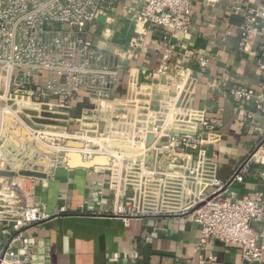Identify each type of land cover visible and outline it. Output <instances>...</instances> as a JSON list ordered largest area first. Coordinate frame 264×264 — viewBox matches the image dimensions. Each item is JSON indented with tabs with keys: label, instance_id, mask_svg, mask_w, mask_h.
<instances>
[{
	"label": "built area",
	"instance_id": "1",
	"mask_svg": "<svg viewBox=\"0 0 264 264\" xmlns=\"http://www.w3.org/2000/svg\"><path fill=\"white\" fill-rule=\"evenodd\" d=\"M256 1H234L235 21L227 22L223 33L225 38L239 35L237 51H250L260 74L256 88L228 89L249 119L264 118V0ZM141 2L134 16L138 37L128 57H134L147 32L162 29V63L144 77L130 69L126 94L116 97L125 58L100 49L90 35L112 0H0V226L8 231L0 264L36 263L29 232L52 215L35 198V181L44 170L35 164L48 158L53 169L62 163L68 167L66 155L72 152L84 162L108 158V166L92 170L110 175L109 214L126 219L192 216L200 233L194 248L200 262L216 263L213 247L230 245L240 247V264H264V194L239 200L226 194L253 169L264 181V136L222 182L216 155L208 152L221 141L219 125L194 107L199 81L193 69L182 62L172 65L176 47L171 35L193 29L191 0ZM207 65V59L199 60L201 68ZM3 109L13 113L4 125ZM48 136V147H62L60 152L37 149L36 142ZM12 137L19 146H10L11 157L24 151L15 162L17 170L3 152ZM70 142L82 147L73 149Z\"/></svg>",
	"mask_w": 264,
	"mask_h": 264
},
{
	"label": "crops",
	"instance_id": "2",
	"mask_svg": "<svg viewBox=\"0 0 264 264\" xmlns=\"http://www.w3.org/2000/svg\"><path fill=\"white\" fill-rule=\"evenodd\" d=\"M234 1L244 5L257 3L191 0L195 12L191 33L176 32L170 37L176 47L172 65L184 63L199 81L194 107L205 111L206 117L219 125L221 141L208 152L216 155L222 182L230 178L264 136V118H247L245 107L228 94L229 88H256L260 82L254 55L237 51L239 35L223 36L227 22L235 21L231 16ZM141 8V0H112L111 9L90 28L91 38L100 49L125 58L120 85L113 92L116 97L126 94L130 69L144 77L162 63L166 35L162 29L147 32L134 57H128L132 41L138 37L134 16ZM188 52L193 57H187ZM201 58L208 60L207 67L199 66ZM45 161V165L41 161L35 164L44 169L41 179L35 181V198L52 218L29 232L31 246L36 250L35 264H208L200 262L195 254L200 233L192 216H113L108 213L112 206L108 171L70 169L63 163L53 169L50 160ZM5 166H10L9 160ZM258 193L264 194V181L253 169L242 183L230 186L226 194L239 200ZM7 235L8 231L0 226V249ZM213 251L217 256L214 264L241 263L240 247L219 245Z\"/></svg>",
	"mask_w": 264,
	"mask_h": 264
},
{
	"label": "water",
	"instance_id": "3",
	"mask_svg": "<svg viewBox=\"0 0 264 264\" xmlns=\"http://www.w3.org/2000/svg\"><path fill=\"white\" fill-rule=\"evenodd\" d=\"M9 121L16 123L14 121L13 118H8ZM13 132L15 133L16 131L13 130ZM7 133H8V127L7 125L5 126V128L3 129V133H2V139H5L7 137ZM16 134V133H15ZM26 135V134H25ZM30 141H33V138L28 135H26ZM150 141H152V138H150ZM70 147H72L73 149H80L82 147L81 144L78 143H74V142H70L69 143ZM6 149L3 150L4 154L6 153L7 148L10 149L11 144L10 143H6L5 144ZM24 151H22L21 153H18L17 155H15L14 157H11L10 153H6L5 155L11 159V163H15L17 162L18 158L21 157L22 153ZM33 151L30 153L32 154ZM67 157V165L70 169H77V168H81V169H92L93 167H97V166H108L109 165V160L108 158H104V157H98V158H94L92 161L89 162H84L82 160V157L77 154V153H69L66 155ZM30 165H32V162L30 163ZM29 165V167H30ZM20 164L15 166V169H19ZM161 218H165V216H161Z\"/></svg>",
	"mask_w": 264,
	"mask_h": 264
},
{
	"label": "bare ground",
	"instance_id": "4",
	"mask_svg": "<svg viewBox=\"0 0 264 264\" xmlns=\"http://www.w3.org/2000/svg\"><path fill=\"white\" fill-rule=\"evenodd\" d=\"M4 114H6V115H8V114H10V115H12V117H13V113L11 112V111H7L6 109H3L2 110V115H4ZM2 123H3V125H4V122L2 121ZM6 123H8V121L6 122ZM16 134L15 135H17V136H21V134L19 135V133L18 132H15ZM52 140L50 139V137L48 136V138L46 139V140H39L38 142H37V144L42 148V151H47V153H50V154H53V153H58V152H60L61 150H62V147H58V148H49L48 147V143H50ZM10 143H11V145H18V142L14 139V138H11L10 139ZM12 149V148H11ZM11 149H9V150H6V153H10V151H11ZM5 153V154H6ZM47 161H45L44 160V162H41L42 164H45ZM18 184V183H17ZM16 186H18V185H16Z\"/></svg>",
	"mask_w": 264,
	"mask_h": 264
},
{
	"label": "rangeland",
	"instance_id": "5",
	"mask_svg": "<svg viewBox=\"0 0 264 264\" xmlns=\"http://www.w3.org/2000/svg\"><path fill=\"white\" fill-rule=\"evenodd\" d=\"M114 95V94H113ZM9 116H12V115H10V114H8V115H6V114H4V115H2V121L4 122V124L7 122V117H9ZM14 119V118H13ZM14 121L16 122V124L18 125L19 123H17V120H15L14 119ZM21 132H23L24 133V135L26 134V135H28L27 133H28V130H26V129H22L21 127H19L18 128ZM25 130V131H24ZM61 142H62V140H61ZM36 147H37V149H39L40 151H42V148L37 144V142H36ZM5 175H8L7 173H5Z\"/></svg>",
	"mask_w": 264,
	"mask_h": 264
}]
</instances>
